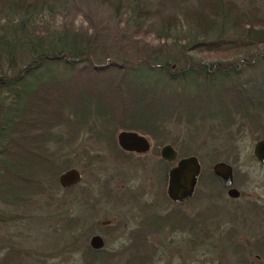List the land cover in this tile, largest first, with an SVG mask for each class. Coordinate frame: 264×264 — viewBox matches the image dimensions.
<instances>
[{
    "label": "trees",
    "instance_id": "trees-1",
    "mask_svg": "<svg viewBox=\"0 0 264 264\" xmlns=\"http://www.w3.org/2000/svg\"><path fill=\"white\" fill-rule=\"evenodd\" d=\"M120 5H111L114 13ZM38 7L36 2L26 5L23 0H0V11L7 9V16L18 12L15 21L7 18L0 28V60L6 59L11 73L0 70V202L4 205L25 208L37 197L48 195L55 183L59 186L58 174L71 166L70 160L62 157L61 148L72 145L77 139L73 135L81 128L88 130L95 137L92 140L102 144L116 162L131 155L112 138L117 129L155 134L157 125L170 118L228 125L235 122V116L242 125L261 130L260 139H264V126L259 124L264 114V16L258 9H239L230 0H188L166 14L140 9L138 20L159 17L156 40L169 39L167 33L176 31L179 18L188 34L179 43V58L175 54L168 57L161 50L137 48L130 58L97 52L96 38H82L69 29L30 33L28 16ZM91 25L94 34L96 25ZM7 29L12 32L7 33ZM230 30L237 36L230 38ZM186 51L240 56L223 64L193 61ZM23 55L27 62L18 67L17 59ZM103 73L104 79H92ZM58 126L72 136L59 138ZM215 152L211 162L218 160ZM87 159L92 162L100 158L95 154ZM160 162L164 174L170 163ZM207 176L210 180L205 183L212 190H223L218 177L212 172ZM74 186L59 187L68 191ZM80 191L82 200L88 191ZM168 213L170 220L173 216L186 218L183 228L192 234L208 218L207 213L190 217L176 209L162 216ZM78 218H61L57 231L68 232L72 243L84 245L83 256L89 262L96 261L95 253L86 245L92 227L75 232L81 224ZM168 218L161 219L160 226L169 224ZM169 227L183 229L175 224ZM253 243V250L263 253L264 236ZM137 244H145V238ZM0 264H20L18 250L8 249L0 256Z\"/></svg>",
    "mask_w": 264,
    "mask_h": 264
},
{
    "label": "rangeland",
    "instance_id": "rangeland-1",
    "mask_svg": "<svg viewBox=\"0 0 264 264\" xmlns=\"http://www.w3.org/2000/svg\"><path fill=\"white\" fill-rule=\"evenodd\" d=\"M230 1L239 9L249 6L258 9L264 16V0ZM32 2L40 7L28 16L30 33H56L69 29L79 37L96 38L97 52L108 55L125 54L132 58L137 48L161 50L168 57L175 54L179 58V43L184 42L188 34L186 24L178 17L176 31L167 33L169 39L156 40L154 37L160 32L159 17L138 20L136 16L140 9L163 14L175 12L188 0H23L26 5ZM116 2L121 7L114 13L111 5ZM6 11H0V28L7 18L17 19L18 12L7 16ZM91 24L96 25L94 34ZM11 32L7 29V33ZM227 35L234 38L237 33L230 30ZM186 54L193 61H220L223 64L240 56L199 51H186ZM6 62L5 58L0 60V70L9 75ZM26 62V56H20L17 66L23 67ZM96 76L92 79L106 77L104 73ZM234 120L223 125L214 120L188 123L179 117L159 123L155 134L135 131L148 139L150 149L144 155H128L121 162L114 161L107 149L92 140L95 137L88 130L81 128L73 135L76 141L61 148L62 157L68 158L70 167L81 173L77 185L64 191L55 183L48 195L37 197L35 203L25 208L0 202V256L8 249L16 248L20 264H264V246L261 254L252 246L255 239L264 236V165L252 156L253 143L257 138H263V132L253 129L249 123L242 125V120L235 116ZM261 123L264 126V114ZM58 127L59 138L72 136L65 128ZM120 130L126 129H117L112 138ZM165 143L176 150L177 157L194 155L198 160L200 171L194 194L188 202L173 204L165 196L167 168L174 163L166 165V172L162 173L158 150ZM213 152L217 161L231 165L232 186L239 191L237 198H228L225 190H212L205 183L210 180L207 175L214 163L210 160ZM95 154L100 159L89 162L87 156ZM200 177H203L202 181ZM85 188L88 194L80 200V189ZM144 205L149 208L142 209ZM172 209L190 217L207 213L208 218L199 223L192 234L183 228L187 223L183 216H173L171 220L168 218L170 213L162 216ZM69 215L79 217L81 224L75 232L86 226L93 230L104 219L117 222L114 230L111 227L98 228L99 232L94 230L103 234L104 248L111 251L102 250L95 254L97 262H89L82 253L84 245L72 243L67 238L68 232L57 231L60 219ZM202 216H199L200 220ZM166 217L169 225L160 226L161 219ZM171 224L183 229H171ZM137 229L135 240L141 243L145 238V244L141 246L133 240ZM87 240L88 236L86 245ZM140 253L145 257L140 259Z\"/></svg>",
    "mask_w": 264,
    "mask_h": 264
},
{
    "label": "water",
    "instance_id": "water-1",
    "mask_svg": "<svg viewBox=\"0 0 264 264\" xmlns=\"http://www.w3.org/2000/svg\"><path fill=\"white\" fill-rule=\"evenodd\" d=\"M115 141L118 147L125 152L143 154L149 149L148 139L132 130L118 131L115 135ZM158 154L162 161L174 162L167 168L166 172L167 198L173 203H179L190 198L200 171L196 156L177 157L176 150L168 143L160 146ZM252 155L258 163L264 164V139H258L253 143ZM211 172L220 179L229 198L238 197L239 191L232 187V167L230 164L224 161H216L211 166ZM80 180L81 173L74 167L62 171L57 176V183L61 188L74 186ZM89 245L98 249L102 246V240L98 235H93L89 239Z\"/></svg>",
    "mask_w": 264,
    "mask_h": 264
},
{
    "label": "flooded vegetation",
    "instance_id": "flooded-vegetation-1",
    "mask_svg": "<svg viewBox=\"0 0 264 264\" xmlns=\"http://www.w3.org/2000/svg\"><path fill=\"white\" fill-rule=\"evenodd\" d=\"M148 143H149V149H150V142L148 141ZM149 149H148V151H149ZM147 151V152H148ZM159 151V150H158ZM146 152V153H147ZM129 153H131V154H134V155H144V154H146V153H143V154H137V153H133V152H129ZM159 155V154H158ZM253 156V155H252ZM254 158V157H253ZM160 159V158H159ZM161 160V159H160ZM255 160V159H254ZM256 161V160H255ZM257 162V161H256ZM258 163V162H257ZM259 164H261V163H259ZM261 165H264V164H261ZM170 166V165H169ZM168 166V167H169ZM231 166V165H230ZM167 178V177H166ZM198 178V177H197ZM221 182V181H220ZM232 184H233V171H232ZM222 185V184H221ZM233 187V186H232ZM222 188H223V190H225V193H226V188L225 187H223L222 186ZM194 190H195V187H194ZM194 190H193V193H192V195L194 194ZM191 195V196H192ZM165 196H166V198H167V195H166V186H165ZM227 196V195H226ZM239 196V195H238ZM228 197V196H227ZM229 198V197H228ZM168 199V198H167ZM187 200V199H186ZM168 201H170L169 199H168ZM171 202V201H170ZM183 202V201H182ZM172 203V202H171ZM179 203H181V202H179ZM144 208H149L148 207V205H144V207L142 208V209H144ZM166 224H168V223H166ZM97 225L98 226H94L93 227V230H91L92 231V234H90V235H88V240H87V243H88V247L90 248V250L92 251V252H94L95 254H97L98 252H100V251H111V249L109 250V249H106V248H104V245H105V238L102 236L103 234H98V233H95L94 232V230L95 231H97V232H99V229L101 228V229H107V228H109V227H111L113 230H114V228H116L117 227V222H115V223H112L110 220H108V219H104V220H101V221H99L98 223H97ZM169 225V224H168ZM99 228V229H98ZM138 231V229L134 232V234H133V240L135 241V244L137 245V240H135V233ZM93 235H98L100 238H101V240H102V246L100 247V248H98V249H94V248H92V247H90V245H89V239H90V237L91 236H93ZM137 235H138V233L136 234V239H137ZM133 241V242H134ZM132 247V246H131Z\"/></svg>",
    "mask_w": 264,
    "mask_h": 264
}]
</instances>
